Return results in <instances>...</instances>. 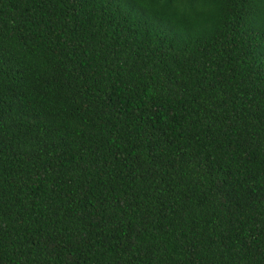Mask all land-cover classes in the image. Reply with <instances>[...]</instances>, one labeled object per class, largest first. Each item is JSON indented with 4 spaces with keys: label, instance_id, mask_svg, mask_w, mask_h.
<instances>
[{
    "label": "trees",
    "instance_id": "obj_1",
    "mask_svg": "<svg viewBox=\"0 0 264 264\" xmlns=\"http://www.w3.org/2000/svg\"><path fill=\"white\" fill-rule=\"evenodd\" d=\"M0 264H264V0H0Z\"/></svg>",
    "mask_w": 264,
    "mask_h": 264
}]
</instances>
